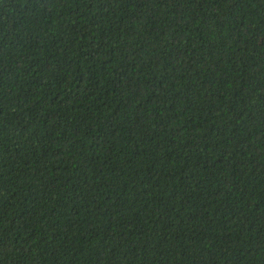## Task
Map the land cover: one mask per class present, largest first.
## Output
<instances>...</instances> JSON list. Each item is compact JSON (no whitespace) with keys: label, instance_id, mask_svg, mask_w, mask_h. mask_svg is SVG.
I'll return each instance as SVG.
<instances>
[{"label":"trees","instance_id":"16d2710c","mask_svg":"<svg viewBox=\"0 0 264 264\" xmlns=\"http://www.w3.org/2000/svg\"><path fill=\"white\" fill-rule=\"evenodd\" d=\"M0 264H264V0H0Z\"/></svg>","mask_w":264,"mask_h":264}]
</instances>
